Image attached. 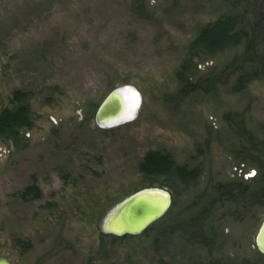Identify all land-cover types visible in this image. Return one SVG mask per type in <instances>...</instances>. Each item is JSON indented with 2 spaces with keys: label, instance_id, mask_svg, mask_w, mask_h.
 Here are the masks:
<instances>
[{
  "label": "rangeland",
  "instance_id": "obj_1",
  "mask_svg": "<svg viewBox=\"0 0 264 264\" xmlns=\"http://www.w3.org/2000/svg\"><path fill=\"white\" fill-rule=\"evenodd\" d=\"M262 3L0 0V108L20 91L33 117L17 142L0 137V255L12 264H264L254 245L264 201L200 197L264 168V74L238 89L231 75L183 96L174 76L203 23L234 9L251 21ZM256 38L264 46V25ZM241 49L194 59L196 75L218 71ZM125 83L140 98L135 116L98 126L97 105ZM148 149L196 167L198 177L178 185L162 224L106 241L101 258V220L146 185L136 167ZM32 181L40 196L16 194Z\"/></svg>",
  "mask_w": 264,
  "mask_h": 264
},
{
  "label": "trees",
  "instance_id": "obj_2",
  "mask_svg": "<svg viewBox=\"0 0 264 264\" xmlns=\"http://www.w3.org/2000/svg\"><path fill=\"white\" fill-rule=\"evenodd\" d=\"M263 25V3L253 10L251 21H248L244 11L234 9L221 13L203 23L195 36L187 43L184 55L175 68L176 92L183 96L195 88L212 87L217 81H224L231 75H234L232 88L238 89L245 86L250 79L264 74V46L258 45L259 39L256 38ZM240 44L242 45L241 51L227 60L218 71L210 70L202 78L196 75L198 68L194 59L208 61L216 53ZM13 99L11 105L0 108V137L11 138L17 142L21 130L32 126L33 117L30 105L20 91H15ZM136 168L146 185H164L168 188L171 193L170 206L175 203L178 185L186 187L195 183L198 177L196 167H187L185 164L176 163L169 152L161 149L146 150L137 161ZM249 181L227 179L217 182L209 190L207 187L204 188L200 197H204L203 201L205 202V199L213 200L217 197L237 194L245 199L248 204L263 202L264 168L258 169L256 175L251 177ZM16 194L21 198L28 199L29 196H40L41 190L37 183L32 181ZM167 213L166 210L162 216L148 226L155 222H158V225L162 224L161 220L165 218ZM191 216L193 214L186 215L184 220H192ZM147 227L136 234L114 235L100 231L98 237V250L101 249L102 253L100 257L104 258V254L108 252L106 241L114 243L117 240L136 237L145 233ZM257 253L264 258V252L257 250ZM92 258L94 259V257ZM205 264H215V262L210 261V263ZM241 264L250 263L245 260Z\"/></svg>",
  "mask_w": 264,
  "mask_h": 264
},
{
  "label": "water",
  "instance_id": "obj_3",
  "mask_svg": "<svg viewBox=\"0 0 264 264\" xmlns=\"http://www.w3.org/2000/svg\"><path fill=\"white\" fill-rule=\"evenodd\" d=\"M123 87L134 89L127 83L114 86L97 105L94 120L98 126L110 127L135 116L138 105L129 108L125 113H120L119 95ZM139 102L140 98L138 104ZM170 203L171 193L166 186L145 185L127 194L106 211L101 220V230L114 235L139 233L162 216ZM254 245L258 251L264 252V217L255 232ZM0 264L12 262L7 256L0 255Z\"/></svg>",
  "mask_w": 264,
  "mask_h": 264
},
{
  "label": "bare ground",
  "instance_id": "obj_4",
  "mask_svg": "<svg viewBox=\"0 0 264 264\" xmlns=\"http://www.w3.org/2000/svg\"><path fill=\"white\" fill-rule=\"evenodd\" d=\"M121 109L120 113H125L133 105H138L137 97L139 96L137 91L131 87H123L120 91ZM139 99V97H138Z\"/></svg>",
  "mask_w": 264,
  "mask_h": 264
},
{
  "label": "snow or ice",
  "instance_id": "obj_5",
  "mask_svg": "<svg viewBox=\"0 0 264 264\" xmlns=\"http://www.w3.org/2000/svg\"><path fill=\"white\" fill-rule=\"evenodd\" d=\"M137 103H138V97H137ZM135 107V105H133V108Z\"/></svg>",
  "mask_w": 264,
  "mask_h": 264
}]
</instances>
